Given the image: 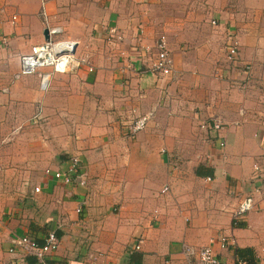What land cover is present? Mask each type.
Wrapping results in <instances>:
<instances>
[{
  "label": "crops",
  "instance_id": "0c3cea01",
  "mask_svg": "<svg viewBox=\"0 0 264 264\" xmlns=\"http://www.w3.org/2000/svg\"><path fill=\"white\" fill-rule=\"evenodd\" d=\"M40 8L49 25L82 28L60 37L85 62L50 72L44 90L36 74L12 78L43 39ZM160 34L170 75L156 81ZM0 36V264H36L13 241L48 231L50 264H181L182 246L210 239L220 264H264V0H0ZM211 118L216 134L198 129ZM71 158L63 184L53 174ZM246 195L252 208L232 226Z\"/></svg>",
  "mask_w": 264,
  "mask_h": 264
},
{
  "label": "built area",
  "instance_id": "2783aa9c",
  "mask_svg": "<svg viewBox=\"0 0 264 264\" xmlns=\"http://www.w3.org/2000/svg\"><path fill=\"white\" fill-rule=\"evenodd\" d=\"M39 16L42 28L46 30V38L42 39L39 43L31 45L25 54L18 57L17 70L12 78L16 79L20 76L36 74L38 77V88L39 90H44L47 87L50 72L62 74L69 73L85 62L83 59L75 56V42L68 39H62L60 37L62 30L57 26H50L48 24L47 17L42 8L39 10ZM15 21L16 16L11 15L9 17L10 24H13ZM6 45V38L0 36V47H5ZM236 56L235 45L229 42V44L225 46L224 59L227 63H235L237 61ZM44 69L49 70V72L43 71ZM147 70L156 81L163 80L170 75V58L162 34L158 35L154 41L153 59L149 63ZM39 115L40 109L37 107L31 116V123H36L37 120L40 119ZM147 118L148 115L132 118L127 127V134L132 135L141 130L145 126ZM197 126L203 133L211 132L214 134L222 128V124L217 118H211L207 121H199ZM219 145H222L221 140L219 141ZM76 165L77 160L71 158L66 172H56L53 174V178L59 179L63 184H67L69 182V175L74 172ZM251 169L252 177L257 178L258 165L252 163ZM79 183L82 184L83 181H80ZM36 191L37 188H33V192ZM251 208L252 196L246 195L240 198L230 214V224L236 226L245 213ZM79 211V206H76L74 212L77 214ZM228 241L229 240L224 237L217 238V248L225 249L227 246L231 245ZM213 242L214 240L210 239L205 246L196 249L182 246L183 262L181 264H220V261L210 247V244ZM57 243L58 240L53 231H48L43 236L41 243H36L34 240L26 236H18L13 241V244L16 245L23 254L31 256L36 264H50V256L55 251ZM137 248L138 243H135L133 249ZM7 251L12 252V249L8 248ZM236 264H242V262L237 261Z\"/></svg>",
  "mask_w": 264,
  "mask_h": 264
},
{
  "label": "rangeland",
  "instance_id": "374dc122",
  "mask_svg": "<svg viewBox=\"0 0 264 264\" xmlns=\"http://www.w3.org/2000/svg\"><path fill=\"white\" fill-rule=\"evenodd\" d=\"M16 16V15H15ZM50 26H52V25H50ZM57 27H59L61 30H63V29H66L68 32H81L82 30V28L81 27H65V26H57ZM65 32V30H63V33ZM146 115H148V114H146Z\"/></svg>",
  "mask_w": 264,
  "mask_h": 264
},
{
  "label": "water",
  "instance_id": "95a60500",
  "mask_svg": "<svg viewBox=\"0 0 264 264\" xmlns=\"http://www.w3.org/2000/svg\"><path fill=\"white\" fill-rule=\"evenodd\" d=\"M42 37H43V39L46 38V30L45 29L42 30Z\"/></svg>",
  "mask_w": 264,
  "mask_h": 264
},
{
  "label": "trees",
  "instance_id": "16d2710c",
  "mask_svg": "<svg viewBox=\"0 0 264 264\" xmlns=\"http://www.w3.org/2000/svg\"><path fill=\"white\" fill-rule=\"evenodd\" d=\"M127 260H128V258H126V260H125L124 264H128V263H127Z\"/></svg>",
  "mask_w": 264,
  "mask_h": 264
}]
</instances>
